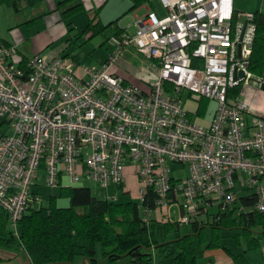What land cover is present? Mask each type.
Returning <instances> with one entry per match:
<instances>
[{"label":"built area","instance_id":"built-area-1","mask_svg":"<svg viewBox=\"0 0 264 264\" xmlns=\"http://www.w3.org/2000/svg\"><path fill=\"white\" fill-rule=\"evenodd\" d=\"M160 2L163 15L135 18L136 32L82 76L70 58L38 54L24 63L17 45L0 43V118L10 128L0 136V206L17 236L24 215L44 204L34 191L42 175L49 187L68 178L67 186L108 189L124 187L133 167L142 201L153 190L155 210L180 205L181 226L234 208L248 192L264 213V116L232 96L264 87V68L251 70L255 14L236 12L234 0ZM128 47L155 64L147 90L112 72ZM185 93L196 118L202 99L215 104L209 125L190 117ZM143 208L152 221L155 210Z\"/></svg>","mask_w":264,"mask_h":264},{"label":"trees","instance_id":"trees-1","mask_svg":"<svg viewBox=\"0 0 264 264\" xmlns=\"http://www.w3.org/2000/svg\"><path fill=\"white\" fill-rule=\"evenodd\" d=\"M132 1L133 9L151 2ZM18 3L19 0H0V7L18 6ZM80 12H85L90 19L85 35L91 32L95 37L105 31L98 11L87 12L81 3L63 12V17L69 19ZM255 23L251 70L261 75L264 68L263 13H255ZM241 90L234 89L232 96H240ZM60 196L69 199L68 207H59L58 197L51 196L48 204L24 215L19 222V236L11 226L8 213L0 206V248L22 249L32 264L69 263L77 258L96 263L99 252L114 264L129 257L135 264H153L156 257L170 260L172 264H199L208 249L221 248L235 264H250L245 254H237L224 245V231H239L235 236L236 244L242 246L244 242L248 251L257 250L264 243V213L255 210L257 196L250 192L241 194L234 208L217 209L208 213L210 221L193 223L192 234H182L179 223H165L163 242L157 237L160 223L146 222L137 203L100 200L90 187L81 185L62 187ZM156 200L157 195L150 190L142 207L155 210ZM207 229L211 230L210 240Z\"/></svg>","mask_w":264,"mask_h":264},{"label":"crops","instance_id":"crops-1","mask_svg":"<svg viewBox=\"0 0 264 264\" xmlns=\"http://www.w3.org/2000/svg\"><path fill=\"white\" fill-rule=\"evenodd\" d=\"M179 1L180 0H171L174 4H177ZM249 1L254 2L257 0ZM78 3H81L87 12L93 10L98 11L99 19L103 26L106 27L102 34L93 37L91 32H89L85 35L84 32L90 23L89 16L85 12H80L69 19H64L63 12ZM133 7L134 3L132 0H19L18 6L9 4L0 7V43L17 45L19 48L18 61L30 59L38 54L50 56L61 55L70 58L76 64V75L82 76L83 67L100 66L109 59L108 57H110V55L116 52L118 43L123 34H134L136 32L137 27L134 25L135 18L145 16L149 10H155L160 15L165 13L160 0H151V2H146L135 9H133ZM254 9L253 12L249 13L255 14L261 12L264 14V5H258ZM235 11L238 13H246L236 8ZM90 56L95 58V61H92ZM112 72L121 76L126 83L136 85L143 90H147L156 76L154 62L145 58L132 47H128L124 50L123 54L117 59L113 66ZM262 89H264V87L259 88L251 86L244 88L241 90V98L252 110L254 109V111L264 116V92ZM210 103L211 102L207 99L201 100L198 118L194 117L192 114L194 111L192 103H185V106L190 112L191 118L207 126L211 121V115H208ZM9 131L8 122L0 118V136L7 134ZM126 178V185H124V187L112 185L108 189L114 188L115 190L118 189V191L122 190L125 195H135L134 197L141 198L140 185L133 167H128ZM42 179L44 180L43 175L41 180ZM66 180L68 181L66 182ZM64 181L66 182L65 184L69 183L68 178H65ZM39 185L40 184L34 187V191L42 197L37 188ZM95 186L97 190L101 189L97 185ZM118 197L119 195L117 193L109 197V199L102 198L100 200L119 201ZM216 209L217 208H212L209 213L215 212ZM182 213L183 211L180 205L157 209L152 213V220L160 223L157 230V237L160 242L164 241L163 225L167 222L177 223ZM206 215L208 216V214ZM143 217L145 218V214H143ZM196 221L202 222L204 219L199 217L193 223ZM193 223L190 225L193 226ZM185 226L187 225H182L180 228L182 234H192L193 229L190 230L189 227ZM244 245L247 247L245 243ZM261 248L264 250V243ZM223 252L226 251L223 249ZM246 253H244L245 256ZM227 255L229 260L226 263L220 264H235L233 258L229 254ZM210 258L211 256L208 255V252H205L203 257L204 264H214V260L209 261ZM246 258L248 262L252 264L247 256ZM0 264H32V261L28 254L22 249L12 250L0 248ZM56 264L114 263L104 259L102 253L99 252L96 263H93L87 258H77L73 262ZM117 264L135 263H133L129 257L118 261ZM153 264L172 263L170 260L156 257Z\"/></svg>","mask_w":264,"mask_h":264},{"label":"rangeland","instance_id":"rangeland-1","mask_svg":"<svg viewBox=\"0 0 264 264\" xmlns=\"http://www.w3.org/2000/svg\"><path fill=\"white\" fill-rule=\"evenodd\" d=\"M258 5H264V1L263 0H257V1L251 2L249 0H235V8L240 10V11H244L246 13L248 12V14H251L249 12H253L255 10L254 8H256V6H258ZM242 21H245V18H242ZM99 56H100V53H99ZM90 59L92 61H95V58H92V56H90ZM262 90L264 92V89H262ZM183 101L185 103H189V102L192 103L194 108L197 106L196 101L193 100L189 96L188 93L184 94ZM205 105H206V103H205ZM214 108H215V104L210 103V109L209 110H213ZM253 111H254V109H253ZM254 112L258 115H261V114L257 113L256 111H254ZM173 167L181 169V165H179V164L178 165L175 164V165H173ZM187 169H183V170L179 171V173H176L175 176L186 175L188 173ZM67 181L68 180H66V182ZM39 184L40 185L37 188H38L39 192L41 193L43 200L45 201V204H48L51 196H57L58 197L57 202H58L59 206H62V207L69 206V199L66 197L60 196L61 191H62L61 186L49 187L45 184L43 179L39 182ZM67 185L68 184H65L63 187L66 188V187H68ZM86 186L90 187L93 190V193L95 194V196L98 197L99 199H102V198L109 199V197H112L118 193V195H119L118 198H119V201L121 203H125V202L137 203L140 206L141 213L144 214V209L142 207V200L140 197L136 198V197H134L135 195H125V193L122 190L118 191V189L115 190L114 188L98 189L97 190L96 186L93 185L92 183H86ZM213 210H215V209H213ZM200 218L204 219V221L205 220H207V221L211 220V219H209V217L206 214L201 215ZM185 227H189L190 230L193 229L192 225H187ZM238 233H240V232L239 231H224V233H223L224 237H225L223 240L224 245H226L227 247H229L233 251L240 253V254H244L247 252L246 256L249 258V260L251 261L252 264H264V250H263V248H259L257 250H252V251H247V249H246L247 247L244 245V242H243V246H238L236 244V239H235V236ZM206 235H207L208 240H210V238H211V230L210 229L206 230ZM206 252H208V255L211 256L209 261L214 260V264L226 263L229 260L228 255H227L228 253L223 252V249H221V248L220 249H218V248L208 249ZM203 260L204 259H201L199 261V264H204Z\"/></svg>","mask_w":264,"mask_h":264},{"label":"water","instance_id":"water-1","mask_svg":"<svg viewBox=\"0 0 264 264\" xmlns=\"http://www.w3.org/2000/svg\"><path fill=\"white\" fill-rule=\"evenodd\" d=\"M246 27H247V23H246V25H245V28H244V31H243L242 38H243V36H244V33H245V30H246Z\"/></svg>","mask_w":264,"mask_h":264}]
</instances>
